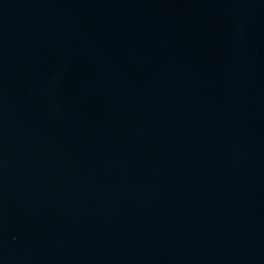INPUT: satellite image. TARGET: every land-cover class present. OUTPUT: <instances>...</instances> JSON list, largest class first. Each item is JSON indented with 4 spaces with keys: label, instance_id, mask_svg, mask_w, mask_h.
<instances>
[{
    "label": "water",
    "instance_id": "95a60500",
    "mask_svg": "<svg viewBox=\"0 0 264 264\" xmlns=\"http://www.w3.org/2000/svg\"><path fill=\"white\" fill-rule=\"evenodd\" d=\"M0 264H264V0H0Z\"/></svg>",
    "mask_w": 264,
    "mask_h": 264
}]
</instances>
